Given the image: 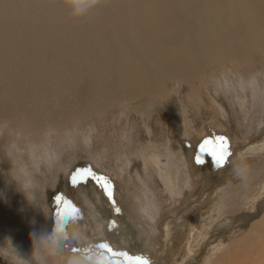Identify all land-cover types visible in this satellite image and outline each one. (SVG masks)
Wrapping results in <instances>:
<instances>
[{
	"label": "bare ground",
	"instance_id": "obj_1",
	"mask_svg": "<svg viewBox=\"0 0 264 264\" xmlns=\"http://www.w3.org/2000/svg\"><path fill=\"white\" fill-rule=\"evenodd\" d=\"M263 67L264 0H0V154L4 156L3 159L0 156V167L3 168L0 175L4 178L13 174L31 193V215L24 210L16 214L15 226H22L18 237L24 248L16 258L27 259V251L32 247L28 244L37 242L38 235L35 238L33 235L43 232L48 224L43 188L34 181L33 172L26 167V157L19 151L30 152L43 146L45 138L53 135L51 133H59L56 137L63 141L66 138L73 140V136L82 133V123L91 122L94 127L104 122L112 115L110 108L117 109V112L124 109L131 112L135 103L156 98L163 105L158 113L160 116L156 115L154 123L138 117L137 125V121L130 118L128 143L143 139L146 135L140 130L143 126L149 134L152 130L156 132L158 139L170 136L173 143L176 142L174 138L182 136L183 132L189 133L192 142L188 152L192 157L186 155L183 160L188 158L186 164L190 168L201 143L197 132L207 120L212 122L214 114L220 116L219 127L225 128L226 137L236 136L231 119L226 115L221 117L217 98L227 95L224 84L227 75L235 73L234 84L237 85L228 95L239 91L248 102L253 101L250 102L253 105L257 104L254 99L259 98L258 87L243 73L261 72L259 70ZM219 82L222 86L217 85V88L215 85ZM211 84L217 97L211 96L213 104L210 105L202 96L203 88ZM209 106L211 108L203 112ZM191 110L194 113L192 118ZM170 115L180 126L173 124L174 128H168L166 121ZM263 126L264 123L261 128ZM245 141L242 148L249 153L252 146L264 149V129ZM52 149L50 153H41L45 154L42 157L50 165H54L51 153L55 152ZM241 153L237 151L230 157L226 170L240 165L238 162L242 160L237 155ZM152 156L148 157V167L161 165V154ZM9 167L11 171L4 173ZM51 168L49 166L50 171ZM165 171L170 184H175L174 193L165 195V199L179 201L181 196L176 184L181 179L175 178L170 166H166ZM188 171L185 175H192L190 192L188 198L181 201L182 204L188 203V207L185 206L182 216L163 225L168 240L167 245L164 244V256L157 259L156 264H169L172 259L174 264H179L185 253L180 247L183 243L186 247L191 237L198 235L201 219L198 212L189 210V200L207 187L204 193L207 195L214 186L213 194L227 178H219L220 172L216 175L209 174V171L206 173L210 177L207 183L202 170L197 176L199 180L193 178L194 170ZM4 182H7L6 178ZM200 202L204 207V202ZM144 208L142 205L143 212ZM246 216L240 217L242 222L229 218L227 225L222 223L218 230H231L233 234L243 221L246 222ZM229 220L232 222L228 223ZM1 221L0 225L6 228ZM259 223L264 229V219ZM0 233L5 240L12 237L9 231L5 232L7 235ZM258 236L263 237L264 231L255 232L253 242L249 244L243 241L235 244L233 241V250L231 248L225 258H219V263L247 264L253 261V264H264V243L253 245ZM153 237L156 236H152L150 243L144 242L148 245L146 251L157 245L152 242ZM145 250L142 256H152V252L148 254ZM253 252L258 253L259 258L241 261ZM122 254L119 255L126 261H132L129 257H134ZM237 254L241 260L236 259ZM119 255L116 256L120 258ZM45 264L70 263L61 257H50Z\"/></svg>",
	"mask_w": 264,
	"mask_h": 264
},
{
	"label": "rangeland",
	"instance_id": "obj_2",
	"mask_svg": "<svg viewBox=\"0 0 264 264\" xmlns=\"http://www.w3.org/2000/svg\"><path fill=\"white\" fill-rule=\"evenodd\" d=\"M261 69L259 70L261 72L246 71L243 73L244 76L250 78V81L256 82L252 84L256 88L258 87L259 98H257L258 100L254 99L257 104L251 105L253 101L248 102L245 95L239 91L237 93L243 97L238 94L228 95L231 89L237 88L236 83L234 84L235 73H231L230 76L228 74L224 82L227 95L217 97L213 92L215 88L212 85L213 83L203 88L202 97L206 98L205 101L211 105L213 104L211 96H216L219 99L221 117L226 115L231 119L232 124H230L238 133L234 138L229 139V147L232 155H236L237 151H242L237 157L239 159L243 158V160L241 159L242 162L236 161L240 165L229 170H226L227 165L223 168H217L208 156L204 157L205 163L203 165H197L194 162L195 155H193L192 166L189 168L186 164L188 158L183 160V157L191 155L188 151L192 139L190 134L186 132H183L182 136L177 138L178 140L174 138L177 143H173V139H169L170 136L158 139L156 132L154 133L152 130L149 134L143 126L140 128L146 134L143 139L134 140L132 144L128 143L130 118L133 122L139 121V118H148L151 123H154L156 115L160 116L158 113L163 105L156 98L135 103L131 112L129 109L117 112V109L110 108L109 113H112V115H109L104 122L101 121L94 127L90 125L91 122L82 123V133L73 136V140L66 138L63 141V139L56 137L59 133H51L53 135L45 138L46 143L43 146L30 152L18 150L26 157V167L30 172H33L34 181L43 188L48 224L43 232L33 235V238L38 235L37 242L28 244L32 247L27 251V259L24 261L20 258L17 259L24 248L22 246L23 242L18 237L22 226H15L16 214H21L24 210L28 213V216L31 215L29 213L31 193L27 187L28 191L24 189V183L20 182L13 174L9 173L8 176L4 177L7 179L8 184L4 182L3 176L0 175V218L3 219L0 221L7 226L4 228L0 225V232L2 231L4 235H7L8 233L5 232L9 231L12 236L5 240L0 233L2 236L0 238V264H45V260L50 257L67 259L70 264H135L133 263L134 260L126 261L120 255L126 253L134 257L141 256L146 249L145 246H148L144 242L150 243L152 236H156L153 237L152 242L157 245L152 247V250H145L148 254L152 252V256L146 258L149 259L150 264L158 263L159 260L157 261V259L164 256V244L167 245L166 241L168 240L167 235L164 234L165 222L177 219V216H182L183 209H185V206L188 207V203L183 202L182 204L181 202L188 198L190 192L191 180L189 179L192 175H185L186 171L189 173L188 169L194 170L193 178H196L202 170V175L204 174L203 176L206 178L205 182L210 178L206 175L209 171V174L216 173V175L217 172H220L217 175L219 178H227L216 188L213 194L212 189L215 188L214 186L209 189L207 195L204 193L208 190L207 187L204 190L202 189L196 195V198L189 200V210H194L195 213L198 212V217L202 220L200 219V225L197 228L198 235L192 236L194 238L191 237V241L185 244L186 247H184V243L181 245L180 248L185 250V253L182 254L179 264H218L220 262L219 258L224 257L227 252L231 251V248L233 250V241L235 244L239 241L252 243L254 233L260 230L264 231L259 223L264 219V149L259 148V146H252V151L249 153L247 149L242 148V145L246 142L245 140L251 139L261 129H264V126L261 128L264 123V100H262V97L264 99V94H262L264 93V67ZM217 85L222 86L220 82L215 85L218 88ZM204 99H202L203 102H205ZM240 104L242 105L239 106ZM210 108L211 106L207 110L204 109L203 112L208 111ZM134 109H136V112ZM193 114V110H191V118ZM218 121H221L220 116L214 114L212 122L207 120L198 130V139L201 143L206 138L213 139L216 136H226L225 128H220L221 122ZM166 122L168 128H174L173 124H176L171 115ZM255 126L257 128H254ZM154 136L156 137L154 138ZM247 145L249 146L250 143ZM51 148L55 152L51 153L54 157L52 159L54 165L45 162L42 157L45 154H41L50 153ZM44 150L46 151L43 152ZM152 154H161V165L148 167L150 162L148 157H153ZM0 156L1 159L4 158L3 153ZM12 161L13 158L10 162ZM244 163L247 164L249 170L246 176L240 177L237 175L236 170ZM38 165L41 167H38ZM10 166H13V164L11 163ZM49 166H52L51 171ZM166 166H170L174 170L175 174L173 172V175L175 178L181 179L176 184L181 196L179 201L171 198L165 199L167 198L165 195L170 196L169 193H174L173 186H175L173 183L170 184V179H167ZM84 167H91L98 175L110 178L114 186L115 205L120 208L119 213L115 211L112 201L108 199L104 190L95 180L89 178L86 182L77 185L71 184V173L77 168ZM0 169L3 170L2 167ZM8 169L4 170V173L11 171V167ZM197 180H199L198 177ZM201 184L200 181L198 184L199 189ZM138 193H141L144 200ZM200 201L204 202L208 209L205 205L203 207ZM142 205L146 207L144 212ZM158 209H160L159 213ZM133 212L135 213L133 214ZM159 214H163L165 217H161ZM241 214L249 217L248 219L245 217L246 222L243 221L242 225L235 229L236 232L232 234L231 230H218L219 225L222 223L227 225L226 220L229 218H233V221L240 219V222H242ZM230 222L232 220L228 221V223ZM154 232L156 233L154 234ZM254 241V246L257 243H264V236H258ZM106 247L109 248L108 251ZM118 250L121 253H118ZM250 254L247 257L244 256L245 258H242V260L237 254L236 259L239 258L241 261L247 262L250 257L253 260L260 256L256 252ZM116 255H119L120 258ZM260 259L262 258L260 257ZM215 261L217 262L215 263ZM169 264H174L173 259L172 262L169 261ZM247 264H253V261L247 262Z\"/></svg>",
	"mask_w": 264,
	"mask_h": 264
},
{
	"label": "snow or ice",
	"instance_id": "obj_3",
	"mask_svg": "<svg viewBox=\"0 0 264 264\" xmlns=\"http://www.w3.org/2000/svg\"><path fill=\"white\" fill-rule=\"evenodd\" d=\"M208 156L217 168L224 167L230 162L232 152L229 147V139L226 136H216L213 139H204L199 145L198 151L194 156V162L197 165H203L205 163L204 157ZM89 178L96 181L97 184L104 190L105 195L112 201L115 211L120 212V208L115 205L113 197L114 186L109 177L98 175L92 170L91 167L77 168L70 175V182L72 185H77L82 182H86ZM112 227V225H110ZM125 255H127L125 253ZM130 260H134L135 264H150V261L144 256L129 257Z\"/></svg>",
	"mask_w": 264,
	"mask_h": 264
},
{
	"label": "clouds",
	"instance_id": "obj_4",
	"mask_svg": "<svg viewBox=\"0 0 264 264\" xmlns=\"http://www.w3.org/2000/svg\"><path fill=\"white\" fill-rule=\"evenodd\" d=\"M242 160H243V158H241ZM248 166H247V164H243L238 170H236L237 171V175L238 176H240V177H244V176H246L247 175V173H248Z\"/></svg>",
	"mask_w": 264,
	"mask_h": 264
}]
</instances>
